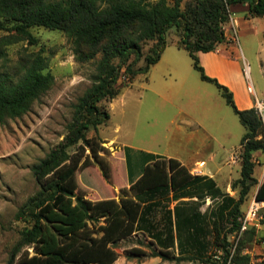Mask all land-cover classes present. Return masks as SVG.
<instances>
[{"label": "trees", "instance_id": "1", "mask_svg": "<svg viewBox=\"0 0 264 264\" xmlns=\"http://www.w3.org/2000/svg\"><path fill=\"white\" fill-rule=\"evenodd\" d=\"M237 3L246 4L252 16H264V0H0V30L6 32L0 46L36 44L32 28L42 27L62 31L77 60L100 53L92 83L74 105L63 140L31 167L38 190L16 214L28 224L19 231L12 257L20 254L21 264H112L120 255L137 264L149 257L175 264H249L242 249L253 240L255 227L244 232L232 255L230 235L239 228L251 187L257 185L255 197L264 198V180L254 176L253 159L257 151L264 152V121L254 106L238 108L232 91L206 74L197 54L215 51L226 40L227 6ZM172 27L200 78L217 87L245 128L239 176L231 183L238 194L230 195L211 176L191 173L176 158L155 155L143 160L137 178L129 173V186L120 188L118 199L92 200L78 190L77 173L90 157L104 175L110 174L99 154L104 147L98 136H88L109 119L101 102L149 71ZM146 40L153 44L143 54ZM26 50L18 76L0 74V122L25 113L54 81L43 47ZM141 58L144 65L136 66ZM87 148L90 154H85ZM131 237L120 253L121 241Z\"/></svg>", "mask_w": 264, "mask_h": 264}, {"label": "rangeland", "instance_id": "2", "mask_svg": "<svg viewBox=\"0 0 264 264\" xmlns=\"http://www.w3.org/2000/svg\"><path fill=\"white\" fill-rule=\"evenodd\" d=\"M227 10L233 13L236 24L231 27L227 23L224 32L228 38L217 48L232 59L239 57L254 105L257 100L264 105V16L250 15L246 4H228ZM5 33L0 30V37ZM32 33L37 37L36 44L18 41L0 46L3 51L0 74L18 76L23 48L34 51L43 47L46 70L54 76L53 83L33 100L25 113L0 122V264H21L20 254L12 257L11 250L19 231L28 224L16 214L38 190L31 167L63 140L74 105L91 85L94 61L100 57L96 53L93 59L77 60L62 31L35 27ZM179 38L176 28H170L166 33L167 45L149 71L137 74L110 101L101 102L108 110L109 119L97 131L90 129L88 136H98L104 147L99 154L108 164L110 174L104 175L99 163L89 157V163L82 165L77 173L78 190L86 197L118 199L120 188L129 186L128 167L137 177L143 160L156 154L186 162L196 158L205 160L204 170L213 175L223 190L237 196L238 187L231 188V183L239 176L241 161L231 164L228 159L231 154L241 155L239 144L245 128L217 87L200 78L188 52L178 44ZM152 44L151 40L142 42L143 54ZM142 65L143 58L136 66ZM230 77L235 79V73H230ZM73 151L69 149L70 153ZM87 153H91L89 148L85 150ZM253 159L254 176L259 179L264 152L257 151ZM188 168L191 172L193 167ZM256 186L251 187L242 210L255 195ZM243 236L244 233L238 239L230 236V240L236 241L237 246ZM131 239L134 238L121 241L117 250L122 253L130 246ZM242 253L249 255V264H264L263 223L255 227L253 240L244 243ZM123 261L127 263L120 255L112 264H125ZM130 262L135 264L133 260Z\"/></svg>", "mask_w": 264, "mask_h": 264}, {"label": "crops", "instance_id": "3", "mask_svg": "<svg viewBox=\"0 0 264 264\" xmlns=\"http://www.w3.org/2000/svg\"><path fill=\"white\" fill-rule=\"evenodd\" d=\"M220 52L221 51H219L217 48V50H215V51H209V52L199 51L197 53L199 60H200V63L204 67L206 74H208L211 77L217 78V80L220 83L228 86L232 90L233 96H234V99H235V102H236V105L238 108L243 109V108H249V107L254 106V97H252L251 94L249 93L248 84L245 81V76H244L245 74H244L243 66L241 65V62L239 61V57L235 56V58L232 59L229 56L223 54L222 52L220 53ZM233 72L235 73V76H236L235 79H231V77H230V73H233ZM121 145L123 147L124 144L121 143ZM156 155H159V154H156ZM231 155L229 156V159H230ZM162 157L176 158L173 156H162ZM176 159L179 160L187 168L190 166L193 167V168H191V172L193 171L194 168H197L198 172L193 171L192 173H194V174H206L208 176L213 177L212 174H210L209 172H206L204 170V165L206 164V162L203 159H197L196 158L192 161L189 160L188 162H186L183 159H181V160L178 158H176ZM229 159H228V162H230ZM195 165H198V167L197 166L195 167ZM129 173H130V176L132 174L133 178H137V177H135V174L132 173L128 167V181L129 182H130ZM119 257L117 259H119ZM149 258L150 259L147 258L148 260L145 259L146 261L144 260L140 264H159L160 263L159 257H149ZM130 261L131 260H127V263L131 264ZM127 263H125V264H127ZM161 263L162 264H168V263L171 264V262H167V261H163ZM135 264H137V263L135 262ZM179 264H181V263H179Z\"/></svg>", "mask_w": 264, "mask_h": 264}, {"label": "built area", "instance_id": "4", "mask_svg": "<svg viewBox=\"0 0 264 264\" xmlns=\"http://www.w3.org/2000/svg\"><path fill=\"white\" fill-rule=\"evenodd\" d=\"M228 16H229V19L227 23H229L231 27H234L236 24V18H234L233 13L229 11H228ZM227 23L224 25V29ZM227 38L228 37L226 36V39ZM254 107L256 108L257 113L260 115V117L264 121L263 102L257 100V103L254 105ZM239 160H241V157L239 155L235 156L234 154H232L229 159L231 164L238 163ZM194 172H198V169L194 168ZM259 180L260 181L264 180V160L262 162V168H261ZM239 222H240V225H239L238 230H236L230 235L233 238L236 237V239H238L240 235L244 233L249 227L251 226L258 227L262 223L264 224V198L257 199L255 195H253L252 198L248 201L244 213L239 217ZM235 247H236V241L234 243L231 241V255ZM228 263H229V260L227 264Z\"/></svg>", "mask_w": 264, "mask_h": 264}]
</instances>
